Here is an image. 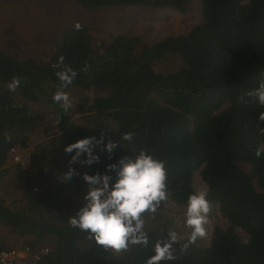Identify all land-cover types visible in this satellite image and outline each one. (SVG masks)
I'll use <instances>...</instances> for the list:
<instances>
[{"label":"trees","instance_id":"obj_1","mask_svg":"<svg viewBox=\"0 0 264 264\" xmlns=\"http://www.w3.org/2000/svg\"><path fill=\"white\" fill-rule=\"evenodd\" d=\"M75 2L86 9L141 7L181 14L191 8V0ZM201 5L202 20L188 33L152 44L129 35L98 40L89 27L79 24V29H65L44 58H17L0 50V176L15 170L37 191L50 185L56 164L61 180L81 192L87 184L84 174L107 172L115 178L109 165L144 150L165 165L169 197L161 203L186 207L189 194L197 192L199 176L209 205L218 207L228 222L226 228L214 227L207 246L197 239L183 249L187 237L179 240L173 245L175 261L162 264H264V152L256 155L264 150V103L257 96L264 87V0H201ZM168 54L178 55L183 65L158 72L155 64ZM60 57L78 73L63 90L95 93L79 113L103 117L113 126L76 125L53 101V93L61 90L55 74ZM14 77L20 86L10 91ZM27 102L49 104L57 132L43 146L44 166L24 177L20 163L9 164L14 161L11 150L27 148L40 123ZM125 133H132L131 141L123 138ZM85 136L97 141L103 137L94 147L99 159L88 165L81 157L69 164L70 154L63 147ZM108 142L116 144L111 153L105 150ZM69 167L74 175L64 181ZM57 185L63 187L59 181ZM60 202L47 203L41 195L32 197L24 209H13L0 196V223L27 238L32 250L50 249L40 264H144L155 241L166 239L169 232L165 225L145 222L147 246L130 244L114 252L73 228L62 208L54 211ZM5 248L0 242V249Z\"/></svg>","mask_w":264,"mask_h":264},{"label":"rangeland","instance_id":"obj_2","mask_svg":"<svg viewBox=\"0 0 264 264\" xmlns=\"http://www.w3.org/2000/svg\"><path fill=\"white\" fill-rule=\"evenodd\" d=\"M201 20V0H191V8L185 14L172 10L141 7L86 9L75 0H0V50L17 58L47 57L61 33L67 28L75 27L77 23L89 27L93 36L98 40H107L116 35H129L142 37L145 42L152 44L168 36L186 34ZM182 65L183 62L178 55L168 54L158 61L155 67L158 72L168 73L177 70ZM67 92L71 99V106L65 111L74 124L93 129L113 126L111 121L103 117L92 113H79L82 106L86 108L88 101L94 98V91L69 90ZM27 103L40 117V123L31 134L30 145L18 151L24 177L30 173L36 174L40 170L38 168L44 166L43 146L57 132L54 113L49 104L46 102ZM49 162L51 163V160ZM15 164L17 162L14 160L9 166ZM52 168L51 174L54 179H51L48 187L40 186L37 191L28 187L25 178L22 179L19 173L11 170L10 173L0 176V196L4 198L9 207L24 209L32 197L42 195V198L50 204L61 201L53 207L54 211L62 208L61 212L66 213L70 218L75 216L83 206L89 185L84 184V191L77 192L70 183L61 180L56 164H52ZM57 181L63 187L59 188ZM195 185L197 191L207 192V187L199 176H196ZM69 187H72L73 192L69 191ZM72 202H75L76 206L67 207ZM209 206L208 224L206 225L208 232L206 237L199 238V243L203 246L209 245L215 226L223 228L228 226L227 220L222 216L218 207ZM185 208L174 202H165L160 203L155 213L146 212L143 216L150 226L165 225L169 230L175 229L186 238L191 229L185 227L183 223ZM239 232L246 240L245 233L242 230ZM0 242H3L7 248L28 246L27 238L13 234L8 226L1 223Z\"/></svg>","mask_w":264,"mask_h":264},{"label":"clouds","instance_id":"obj_3","mask_svg":"<svg viewBox=\"0 0 264 264\" xmlns=\"http://www.w3.org/2000/svg\"><path fill=\"white\" fill-rule=\"evenodd\" d=\"M80 28L79 23L75 25ZM55 74L60 81V89L53 93V101L60 103L65 109L71 106L69 93L63 89L73 84L78 73L72 67L65 65L60 57ZM20 86V80L13 78L8 88L15 91ZM258 100L264 103V87L257 90ZM264 120V113L260 115ZM125 140H132V133H125ZM103 137L97 141L93 136H85L63 147L66 154H70L69 164L84 157L83 163L91 165L99 157L94 153L96 144L102 143ZM95 142V144H94ZM116 147L113 142L105 145L109 153ZM264 150L258 149L259 157ZM108 171L115 174V178L107 172L104 174H84L83 179L89 185L84 196L83 206L76 215L69 220L73 228L88 233L95 243L114 252L127 250L129 245L147 246L148 233L144 230V213H155L161 201L169 197L166 184L167 172L164 162L154 158L150 153L141 150L134 157L125 156L118 164L108 166ZM74 175V169L69 167L63 174L67 181ZM210 211L207 192L204 190L190 193L184 211L183 223L191 229L187 235V242L182 248L195 243L197 239L207 235L208 213ZM184 239L175 229H170L166 239H157L152 246V254L144 264H162L165 261H175L173 245Z\"/></svg>","mask_w":264,"mask_h":264},{"label":"built area","instance_id":"obj_4","mask_svg":"<svg viewBox=\"0 0 264 264\" xmlns=\"http://www.w3.org/2000/svg\"><path fill=\"white\" fill-rule=\"evenodd\" d=\"M15 162L21 163L16 148L11 150ZM50 249L43 248L32 250L30 247L0 249V264H40Z\"/></svg>","mask_w":264,"mask_h":264}]
</instances>
